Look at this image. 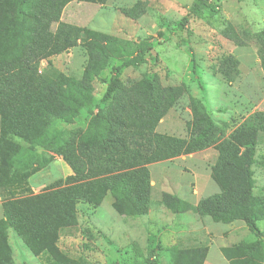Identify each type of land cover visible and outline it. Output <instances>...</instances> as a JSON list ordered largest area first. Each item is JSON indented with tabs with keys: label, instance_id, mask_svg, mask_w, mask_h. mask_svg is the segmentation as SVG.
Here are the masks:
<instances>
[{
	"label": "trees",
	"instance_id": "1",
	"mask_svg": "<svg viewBox=\"0 0 264 264\" xmlns=\"http://www.w3.org/2000/svg\"><path fill=\"white\" fill-rule=\"evenodd\" d=\"M74 0H0V264H14L9 241L12 230L25 248L47 254L50 264H82L66 258L57 245L62 231L78 220V203L99 206L112 196L123 215L140 217L151 203V174L146 164L215 146L219 150L213 175L219 193L194 205L170 192L162 203L174 213L193 210L215 222L244 221L258 230L264 220V183L257 187L255 164L264 173V111H257L227 137L199 99H193L190 136L182 138L156 131L160 119L182 95L181 86L161 87L147 75L132 85L117 111H95L94 81L115 58L128 57L134 47L128 40L61 21ZM200 0L191 8L199 14L210 5ZM139 4L125 12L138 16ZM184 18L180 25L187 22ZM58 22L54 31L52 26ZM224 33L238 45L250 43L233 26ZM84 41L88 62L78 78L57 73L39 79L41 60L60 54ZM264 70V31L255 35ZM239 60L225 56L221 72L229 81L238 77ZM83 110L90 120L80 135L67 138L58 122H72ZM37 147L54 148L73 170L55 186L34 194L29 184L33 170L46 165L37 160ZM38 161V162H37ZM38 163L34 167V164ZM207 247L170 248L168 264H204ZM231 264H264V242L242 243L224 249Z\"/></svg>",
	"mask_w": 264,
	"mask_h": 264
},
{
	"label": "rangeland",
	"instance_id": "2",
	"mask_svg": "<svg viewBox=\"0 0 264 264\" xmlns=\"http://www.w3.org/2000/svg\"><path fill=\"white\" fill-rule=\"evenodd\" d=\"M200 0H74L64 8L61 21L90 28L128 40L134 50L128 57L113 59L94 81L93 94L100 102L94 110L117 111L131 87L147 75L161 87L181 86L182 95L160 119L156 131L188 138L194 119L193 99L207 108L217 127L229 136L248 116L264 111V70L255 35L264 31V0H210L203 12L194 14L192 6ZM139 4L132 17L125 12ZM182 26L180 22L186 18ZM233 26L251 41L238 45L225 35ZM58 22L52 29L55 31ZM234 56L240 62L236 80L221 72L222 58ZM88 62L84 41L79 39L60 54L41 60L39 79L57 73L81 78ZM118 102V104H115ZM90 120L83 110L72 122H58L67 138L76 139ZM264 146L260 147L259 154ZM37 160L46 165L33 170L29 184L34 194L55 186L73 170L54 148L37 147ZM219 150L215 146L146 164L151 174V203L147 214L129 217L113 206L112 196L101 205L78 203L77 223L65 228L57 245L61 253L82 264H168L170 248L207 247L204 264H231L224 249L242 243L264 242V220L251 230L242 220L215 222L193 210L174 213L162 203L170 192L197 205L219 193L221 185L213 175ZM38 162V161H37ZM38 163L34 164V167ZM257 187L264 173L256 163ZM4 195L0 193V218ZM14 264H50L47 254L36 255L10 230Z\"/></svg>",
	"mask_w": 264,
	"mask_h": 264
}]
</instances>
